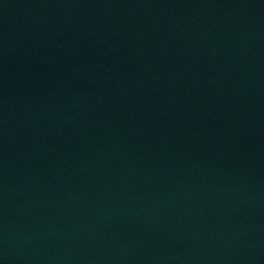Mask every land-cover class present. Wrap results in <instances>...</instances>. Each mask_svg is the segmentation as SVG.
Segmentation results:
<instances>
[{"label": "water", "instance_id": "water-1", "mask_svg": "<svg viewBox=\"0 0 264 264\" xmlns=\"http://www.w3.org/2000/svg\"><path fill=\"white\" fill-rule=\"evenodd\" d=\"M0 264H264V0H0Z\"/></svg>", "mask_w": 264, "mask_h": 264}]
</instances>
